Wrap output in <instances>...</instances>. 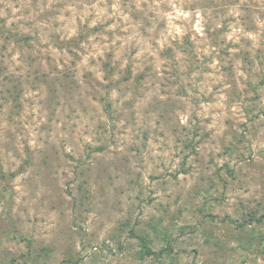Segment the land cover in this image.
Masks as SVG:
<instances>
[{"label": "rangeland", "instance_id": "1", "mask_svg": "<svg viewBox=\"0 0 264 264\" xmlns=\"http://www.w3.org/2000/svg\"><path fill=\"white\" fill-rule=\"evenodd\" d=\"M0 164V264H264V0H0Z\"/></svg>", "mask_w": 264, "mask_h": 264}, {"label": "trees", "instance_id": "2", "mask_svg": "<svg viewBox=\"0 0 264 264\" xmlns=\"http://www.w3.org/2000/svg\"><path fill=\"white\" fill-rule=\"evenodd\" d=\"M20 39H28L27 37H22V38H20ZM74 43H76V40H71V41H69V42H66L65 43V45H73ZM78 44V43H77ZM76 44V45H77ZM105 67H106V72H107V77L109 78L111 75H113V73H114V70H112L111 68H110V65L109 64H106L105 65ZM12 95H13V93H12ZM17 176V174H9V175H7L4 171H3V168H2V166H1V164H0V180L1 181H3V182H5V180L6 179H8V177H9V180L10 179H13L14 177H16ZM4 190H5V192L8 190V188L6 187V186H4ZM7 193V192H6ZM254 221H256L257 223H261V220L260 219H258V218H256L254 215H250V219L249 220H247V221H245V225H246V223L247 224H251V222H254ZM231 222H233V221H231ZM239 227V229L240 230H243V228H244V225H241V226H238ZM264 243V241L261 243V244H263ZM141 245H142V247H141V250H140V252H139V257L142 259V260H144V259H146V258H148V257H150V258H152L155 262H160L161 261V259L165 256V254H171L172 253V251L173 250H170V249H163V250H161V251H155V250H153V248L148 244V242H147V240H142L141 241Z\"/></svg>", "mask_w": 264, "mask_h": 264}]
</instances>
